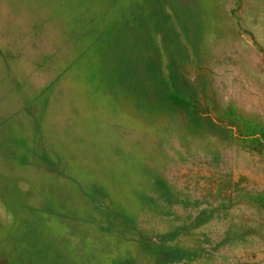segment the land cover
Returning <instances> with one entry per match:
<instances>
[{"label": "rangeland", "instance_id": "rangeland-1", "mask_svg": "<svg viewBox=\"0 0 264 264\" xmlns=\"http://www.w3.org/2000/svg\"><path fill=\"white\" fill-rule=\"evenodd\" d=\"M0 264H264V0H0Z\"/></svg>", "mask_w": 264, "mask_h": 264}]
</instances>
